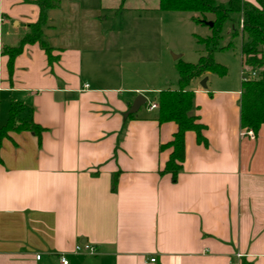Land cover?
<instances>
[{"label":"crops","instance_id":"0c3cea01","mask_svg":"<svg viewBox=\"0 0 264 264\" xmlns=\"http://www.w3.org/2000/svg\"><path fill=\"white\" fill-rule=\"evenodd\" d=\"M35 1L0 0V127L14 107L42 130L40 140L23 131L1 142L0 264H61L60 255L68 264H264V124L244 134L241 79L211 82L207 74L205 89L202 79L191 82V114L206 144L185 134L172 181L160 174L171 149L159 147L175 123L159 124L148 106L123 117L138 95L153 91L157 103L169 81L153 88L134 75L99 73L102 11H120L126 0H60L43 28L57 60L26 45L9 75L2 48L38 20ZM84 243L96 254L74 253Z\"/></svg>","mask_w":264,"mask_h":264},{"label":"trees","instance_id":"16d2710c","mask_svg":"<svg viewBox=\"0 0 264 264\" xmlns=\"http://www.w3.org/2000/svg\"><path fill=\"white\" fill-rule=\"evenodd\" d=\"M35 4L39 10L38 20L27 26V33L16 46L2 48L1 54L8 58L9 75L12 74L15 58L22 53L26 45L38 44L44 51L49 64L57 60L52 55L53 49L43 39V28L48 21V11L57 9L60 0H36ZM159 10L195 13L203 18L207 14L213 16V25L210 27L212 36L205 40H199L204 45L206 54L199 57L196 63L178 60L176 89L161 90L157 98L158 123L173 122L177 126L172 140L159 147L160 151L171 149L169 158L160 174H169L172 181H176L184 161L185 134L193 132L198 143L206 144V140L202 136L204 126L198 122L196 116L191 114L194 93L189 89V86L192 81L201 80L207 74L212 73L219 77L226 75V69L214 62L212 58L216 49H224L223 47L219 48V42L226 22L230 21L235 25L231 33L232 36L240 34L241 37H247L246 43H243L240 49L242 65L249 69V72L254 71L257 74L255 79L241 83L240 126L244 130H251L254 135L264 124V0H252L251 2L229 0L225 5L215 4L213 0H159ZM232 16H236V18H232ZM204 20L205 18L196 21L204 23ZM241 21L242 28H239ZM18 113L16 108H11L7 123L0 127V146L2 140L7 138L10 132H33L40 140L41 128L33 123L20 120ZM129 118H132V115L127 119ZM117 179L118 173L113 176V189L116 187ZM243 264L251 263L243 262Z\"/></svg>","mask_w":264,"mask_h":264},{"label":"rangeland","instance_id":"374dc122","mask_svg":"<svg viewBox=\"0 0 264 264\" xmlns=\"http://www.w3.org/2000/svg\"><path fill=\"white\" fill-rule=\"evenodd\" d=\"M142 4L146 7H140ZM153 4L154 0L148 3L126 0L120 11L119 8L103 9L102 24L107 45L105 65L99 73L122 78L134 75L136 84H148L153 88H163L161 84L169 81L167 88L176 89L178 60L196 63L206 54L199 40L212 36V29L205 23H212L213 16L205 15L204 23H200L196 20L204 18L199 14L157 11L152 9ZM234 26L230 21L224 24L219 42V48L224 49H216L212 55L214 62L226 69V75L219 77L211 73V82L240 84L241 74L244 77L249 75V69L241 65L240 53L247 37L232 36ZM177 56L179 58L175 59ZM142 96L146 104L141 107V112L155 101L156 93L146 92Z\"/></svg>","mask_w":264,"mask_h":264},{"label":"built area","instance_id":"2783aa9c","mask_svg":"<svg viewBox=\"0 0 264 264\" xmlns=\"http://www.w3.org/2000/svg\"><path fill=\"white\" fill-rule=\"evenodd\" d=\"M240 28H242V21L240 22ZM257 76L256 72H249V75L247 77H244L242 74H241V83L242 82H245V81H248V80H253L255 79ZM87 87V86H86ZM157 103H151L150 105H148V110H154V109H157ZM244 134L245 135H248V136H253V133L251 130H244ZM74 253H86L87 255H95L96 254V249L87 244V243H84V244H77L75 247H74ZM36 260H39L40 259V256L37 255L36 257ZM59 261L61 264H68V261L66 260V258L63 256V255H60L59 257ZM150 262L153 263L155 262V259H150Z\"/></svg>","mask_w":264,"mask_h":264},{"label":"water","instance_id":"95a60500","mask_svg":"<svg viewBox=\"0 0 264 264\" xmlns=\"http://www.w3.org/2000/svg\"><path fill=\"white\" fill-rule=\"evenodd\" d=\"M209 27H212V23H205ZM206 78H203L200 82V86L205 89L206 88ZM146 104V99L142 95H138L134 101L132 102L131 106L129 107L128 111L123 115L124 118H127L129 115H133L139 111V109Z\"/></svg>","mask_w":264,"mask_h":264}]
</instances>
